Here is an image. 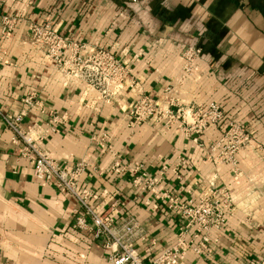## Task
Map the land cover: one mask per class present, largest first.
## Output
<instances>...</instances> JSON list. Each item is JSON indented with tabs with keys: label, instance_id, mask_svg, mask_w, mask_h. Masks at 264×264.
<instances>
[{
	"label": "crops",
	"instance_id": "obj_1",
	"mask_svg": "<svg viewBox=\"0 0 264 264\" xmlns=\"http://www.w3.org/2000/svg\"><path fill=\"white\" fill-rule=\"evenodd\" d=\"M3 16L18 22L10 35L0 28L1 111L19 112L25 95L35 93L21 123L32 144L68 165L86 162L84 182L102 193L96 203L118 190L119 207L145 229L138 246L146 259L176 243L180 222L154 190L140 194L129 175L112 172L118 157L144 162L150 174L168 165L170 186L184 185L196 199L212 177L230 190L232 205L224 225L209 233L210 251L188 249L180 264H264V0H0V26ZM46 22L127 60L137 85L115 87L105 102L87 77L57 69L31 41V25ZM189 44L201 47L202 55L178 97L185 104L223 106L225 118L206 130L207 144L222 137L230 119L248 125L252 140L238 153L237 173L176 127H129L137 92L161 97L180 74L181 52ZM25 146L0 113V264H112L109 250L74 227L75 200L34 175Z\"/></svg>",
	"mask_w": 264,
	"mask_h": 264
},
{
	"label": "built area",
	"instance_id": "obj_2",
	"mask_svg": "<svg viewBox=\"0 0 264 264\" xmlns=\"http://www.w3.org/2000/svg\"><path fill=\"white\" fill-rule=\"evenodd\" d=\"M17 22L15 17L3 16L1 33L10 35ZM30 36L32 43L42 46L44 57L52 61L57 69L74 76L87 77L97 84L105 102L111 101L112 95L116 93L115 87L127 82L133 87L137 85L127 60L118 58L109 49L95 48L63 35L54 29L51 22L32 24ZM181 55V72L165 86L161 97L151 96L144 91L137 92L128 108L129 127L137 129L145 122L166 129L176 127L194 143L207 145L212 160L231 165L234 173H237L238 153L252 140L250 129L245 122L230 119L222 137L207 144L204 139L206 130L211 125L221 123L225 111L217 101L185 104L178 97L181 85L194 74V65L202 55V49L189 44L183 48ZM22 101L24 108L19 112L3 114L0 109L4 122L26 142L23 154L31 159L34 175L42 181L53 182L60 191L68 193L75 200L76 206L72 210L74 227L89 233L109 250L112 264H180L188 249L197 254L210 249L209 233L213 228L224 225L232 205V195L227 187H218L216 179L212 177L206 192L196 199L184 193L186 186H180L177 190L170 186L168 165H162L156 173L150 174L144 162L118 157L111 166L112 172L120 176L129 175L131 184L140 194L154 190L158 203L180 222L176 243L166 247L159 255L146 259L138 246L145 229L138 219L119 207L122 202L117 197L118 190L112 191L108 199L96 203L102 193L84 182L88 173L86 162L68 165L38 150L21 126L29 109L35 105V93H28ZM53 119L58 121V116ZM106 138L104 134L101 142L103 149L107 147L104 142ZM185 162V159L181 161L183 164ZM174 171L175 177L182 180L180 171Z\"/></svg>",
	"mask_w": 264,
	"mask_h": 264
}]
</instances>
